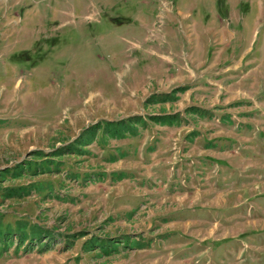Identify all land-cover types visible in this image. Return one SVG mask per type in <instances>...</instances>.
I'll return each mask as SVG.
<instances>
[{"label": "rangeland", "instance_id": "1", "mask_svg": "<svg viewBox=\"0 0 264 264\" xmlns=\"http://www.w3.org/2000/svg\"><path fill=\"white\" fill-rule=\"evenodd\" d=\"M178 112L181 126L148 120L83 156L35 157L100 121ZM0 120V228L14 242L0 264H264V0H0Z\"/></svg>", "mask_w": 264, "mask_h": 264}, {"label": "trees", "instance_id": "2", "mask_svg": "<svg viewBox=\"0 0 264 264\" xmlns=\"http://www.w3.org/2000/svg\"><path fill=\"white\" fill-rule=\"evenodd\" d=\"M188 90V87H180L177 88L169 93H154L151 94L150 97H148L144 103L143 106L145 109L150 108L151 106H156V105H164V104H174L176 101H179V94L185 93ZM185 115L187 116H198L201 118L208 117L209 114L208 111H205L202 108L199 107H190L187 108L184 111ZM186 117H183L182 113H165V114H159V115H148V117H143L141 115H134L130 116L126 119H121V120H116V121H100L97 122L91 126H88L85 128L81 134L78 136V138L70 145L66 146L65 148H61L58 150H55L53 153L50 155H47L43 152H37L35 157L38 158H56V157H63L64 155L67 154H76L77 156H83L86 154H89L88 151H86V148H88L90 145H92L99 137L101 136V140H103L105 143H107L109 140L114 139V140H123L127 139L129 137H138L140 135L139 127L142 125L143 127H146L148 125V120L156 125L159 126H169V127H174V126H181L185 123ZM5 120H0V127L5 124ZM199 132L198 131H193L191 132L187 139L190 143H193L196 138L199 137ZM149 150H154V149H149ZM126 154L122 153L119 156L111 155L109 162L115 163L121 158H125ZM46 161H52V159H46ZM51 163V162H48ZM44 170H50L49 167L47 168H42ZM23 167L21 169H18L16 173H14L13 178L17 179L22 177V171ZM56 171H60V169H55ZM8 172V171H4ZM51 172V171H49ZM3 174L1 175L4 182L7 178L8 175ZM102 179L106 177V173L99 175ZM117 176V177H115ZM111 177L115 181H123L128 179V175L126 173H116L113 172L111 173ZM42 188L38 183H32L27 186H20V187H5L1 188V196L3 200L7 199H23L25 197L30 196L34 191H41ZM18 234L17 235H22L24 231L27 230L29 225L23 224L22 222H18ZM8 233L2 232L0 228V244H4L6 248H11V246L14 244V242L10 239V237H7ZM26 235H24L23 239L19 241L18 248L26 241ZM45 236V233L43 234L42 230L34 231L32 232V236H30V240L36 242L40 241L41 238ZM49 236V235H48ZM46 236L47 238H49ZM84 235L82 233L72 235L70 236V240L67 243V249H70L73 247V244L76 240L83 238ZM91 241V240H90ZM45 243V242H44ZM90 244V243H88ZM133 246H137V243H133ZM97 243H91L90 247H84L87 249V252H91L93 247H95ZM49 245H44L43 246V252L48 251L47 248ZM98 246V245H97ZM117 246V245H114ZM118 247V246H117Z\"/></svg>", "mask_w": 264, "mask_h": 264}, {"label": "crops", "instance_id": "3", "mask_svg": "<svg viewBox=\"0 0 264 264\" xmlns=\"http://www.w3.org/2000/svg\"><path fill=\"white\" fill-rule=\"evenodd\" d=\"M108 176H110V175H106V177H108ZM106 177H105V178H103V180H105V179H106Z\"/></svg>", "mask_w": 264, "mask_h": 264}]
</instances>
